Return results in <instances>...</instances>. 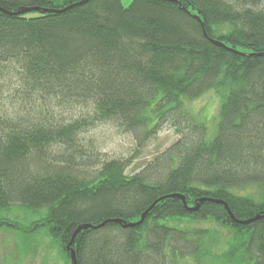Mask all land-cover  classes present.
<instances>
[{
	"label": "trees",
	"instance_id": "obj_1",
	"mask_svg": "<svg viewBox=\"0 0 264 264\" xmlns=\"http://www.w3.org/2000/svg\"><path fill=\"white\" fill-rule=\"evenodd\" d=\"M81 2L0 0V211L38 214L16 228L46 227L70 262L74 232L104 223L75 237L78 264H264V0ZM211 91L213 131L186 104ZM100 119L139 137L173 120L179 138L135 175L83 176Z\"/></svg>",
	"mask_w": 264,
	"mask_h": 264
},
{
	"label": "rangeland",
	"instance_id": "obj_2",
	"mask_svg": "<svg viewBox=\"0 0 264 264\" xmlns=\"http://www.w3.org/2000/svg\"><path fill=\"white\" fill-rule=\"evenodd\" d=\"M124 1L127 5L130 2V0ZM16 75L15 71H11L5 78L16 84L18 82ZM4 102L10 103L9 100ZM186 104L187 109L194 115L207 121L211 131L215 129L220 109V100L215 92H208ZM82 109L83 106L77 105L69 109L64 108L62 112L67 120H72L74 117L79 119ZM180 116L179 121L182 124L186 116L184 114ZM156 132L155 136L143 134L139 137L134 130H126L114 120L100 119L94 122L87 130L83 132L81 130L80 133V139H84L82 145L85 144L87 152L95 156L89 163L91 166L81 169L80 174L93 177L99 169L98 166L104 162L120 160L126 166V174L135 175L179 138L173 120L164 122ZM38 220V214L27 213L24 209L0 211V264H71L62 246L55 241L46 227H38L32 232H23L16 228L20 225L30 229L29 223ZM195 224L192 222L191 225L198 226ZM203 225L213 233V242H223L225 246L230 244L232 234L228 230L213 222Z\"/></svg>",
	"mask_w": 264,
	"mask_h": 264
},
{
	"label": "water",
	"instance_id": "obj_3",
	"mask_svg": "<svg viewBox=\"0 0 264 264\" xmlns=\"http://www.w3.org/2000/svg\"><path fill=\"white\" fill-rule=\"evenodd\" d=\"M89 0H82V4L83 3H86L88 2ZM31 9H27V8H22L21 10H19L17 13H21V12H26V11H29ZM215 44L217 45H223L221 44L220 42H216L214 41ZM172 197H176V198H181L182 200H185V196L184 195H180V194H174L172 195ZM219 203H222L224 205H226V202H223V201H217ZM227 206V205H226ZM153 208V206H151L144 214H143V219L145 218V216L150 212V210ZM261 218L260 215H257L256 217L252 218L251 220L249 221H245L244 223H249V222H252V221H255L257 219ZM116 222L118 223H123L124 220H115ZM125 226H133V223L131 224H126L124 223ZM93 226L91 224H86V225H82L80 226L75 232H74V235H73V238L72 240L69 242V244L67 245V251L69 252L70 254V258H71V264H78V260H77V255H76V250L75 248L73 247V243H74V240H75V237L77 236V234L82 231V230H85L87 228H92Z\"/></svg>",
	"mask_w": 264,
	"mask_h": 264
},
{
	"label": "bare ground",
	"instance_id": "obj_4",
	"mask_svg": "<svg viewBox=\"0 0 264 264\" xmlns=\"http://www.w3.org/2000/svg\"><path fill=\"white\" fill-rule=\"evenodd\" d=\"M91 225H92V224H91ZM102 225H104V223L99 224V225H96V226H94V225H92V226H93V228H99V227H101Z\"/></svg>",
	"mask_w": 264,
	"mask_h": 264
}]
</instances>
